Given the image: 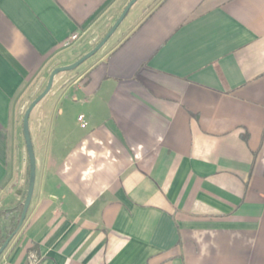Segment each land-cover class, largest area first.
Here are the masks:
<instances>
[{"label":"crops","instance_id":"obj_1","mask_svg":"<svg viewBox=\"0 0 264 264\" xmlns=\"http://www.w3.org/2000/svg\"><path fill=\"white\" fill-rule=\"evenodd\" d=\"M143 1L33 109L0 264H264V0ZM130 2L0 0V211L26 110Z\"/></svg>","mask_w":264,"mask_h":264},{"label":"water","instance_id":"obj_2","mask_svg":"<svg viewBox=\"0 0 264 264\" xmlns=\"http://www.w3.org/2000/svg\"><path fill=\"white\" fill-rule=\"evenodd\" d=\"M139 0H131V2L128 4V6L125 8L124 12L121 14L119 19L115 22V24L111 27L110 31L106 34V36L101 40V42L88 54H86L83 58L78 60L76 63L65 66V67H58L53 70L51 73L48 86L46 90L36 99L32 102V104L29 106V108L25 112L24 120H23V134L25 138L26 143V150L29 158V168H30V177H29V186L27 191V196L24 202L22 215L19 221V225L14 232V234L3 244V246L0 248V258L7 249L8 245L12 241V239L18 234V232L21 230L29 210V207L31 205L34 190H35V181H36V154L34 150V145L31 137V131H30V115L33 111V109L41 102V100L51 91L55 78L65 72H71L75 69H77L80 65L85 63L87 60L94 57L107 43L108 41L114 36V34L117 32L123 21L126 19L127 15L131 11L134 5L137 4Z\"/></svg>","mask_w":264,"mask_h":264},{"label":"trees","instance_id":"obj_3","mask_svg":"<svg viewBox=\"0 0 264 264\" xmlns=\"http://www.w3.org/2000/svg\"><path fill=\"white\" fill-rule=\"evenodd\" d=\"M26 196L27 193L17 207L0 211V248L16 231L22 215Z\"/></svg>","mask_w":264,"mask_h":264},{"label":"built area","instance_id":"obj_4","mask_svg":"<svg viewBox=\"0 0 264 264\" xmlns=\"http://www.w3.org/2000/svg\"><path fill=\"white\" fill-rule=\"evenodd\" d=\"M80 39L78 34H73L71 38L65 42V48H71L76 42H78ZM84 116L79 117V122L82 123V128H85L87 125L84 120ZM40 259L39 256L36 253H29L28 255V264H39ZM2 264H9L7 262H4Z\"/></svg>","mask_w":264,"mask_h":264},{"label":"rangeland","instance_id":"obj_5","mask_svg":"<svg viewBox=\"0 0 264 264\" xmlns=\"http://www.w3.org/2000/svg\"><path fill=\"white\" fill-rule=\"evenodd\" d=\"M144 1L143 0H139L137 2L136 5L133 6V8L131 9V11L129 12V14L127 15L126 19L123 21V23L121 24V26L119 27V29L122 27V25H124L125 23H128L129 20H132V18L135 16L136 12H138V10H140V8L144 5ZM119 29L117 30V32L119 31ZM117 32L114 34V36L111 38L110 43L112 42L113 38L116 36ZM99 55V54H98ZM91 60V59H90ZM94 60V59H93Z\"/></svg>","mask_w":264,"mask_h":264}]
</instances>
